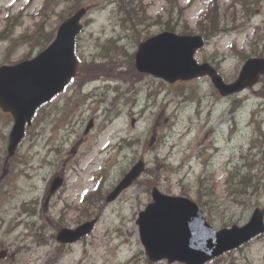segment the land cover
<instances>
[{
	"label": "rangeland",
	"instance_id": "obj_1",
	"mask_svg": "<svg viewBox=\"0 0 264 264\" xmlns=\"http://www.w3.org/2000/svg\"><path fill=\"white\" fill-rule=\"evenodd\" d=\"M74 1L81 4L77 10L85 8L80 63L98 61L113 75L93 83L83 74L42 107L40 128L9 164L12 121L0 109V264H146L137 218L152 201L154 185L199 202L216 229L246 223L264 207V77L237 95L222 96L208 76L175 83L150 74L137 79L132 62L140 42L163 30L205 33L211 0H132L145 12L136 26L121 13L119 0H0V32L17 18L0 41V63L44 50L47 44L26 37L42 27L41 36L52 38L75 11ZM241 1L217 0L228 30L209 37L196 54L216 64L228 81L247 58L264 56V0L256 1L250 16ZM124 73L132 78H122ZM138 160L148 169L108 202ZM61 169L65 184L46 203L52 174ZM244 174H254L253 186L234 194L228 179ZM94 219L93 230L79 241H58L54 221L76 228ZM205 264H264V234Z\"/></svg>",
	"mask_w": 264,
	"mask_h": 264
},
{
	"label": "water",
	"instance_id": "obj_2",
	"mask_svg": "<svg viewBox=\"0 0 264 264\" xmlns=\"http://www.w3.org/2000/svg\"><path fill=\"white\" fill-rule=\"evenodd\" d=\"M80 9L59 27L57 37L38 56L15 65L0 67V105L10 110L16 119L11 133L9 151L13 154L25 133L26 122L36 108L56 93L75 75L78 59L75 54L76 35L82 28ZM200 35H178L165 31L140 44L136 55L137 68L163 77L171 82L209 74L223 95L231 94L253 84L264 72V58H250L239 78L226 83L209 63H199L194 53L202 47ZM144 170L138 162L108 196L114 199ZM154 201L140 213L138 224L141 239L151 260L167 258L170 262L203 264L264 232V209L257 208L251 220L243 225L215 230L204 217L200 205L190 198L162 193L153 189ZM94 222L76 229L63 228L58 239L72 242L90 232Z\"/></svg>",
	"mask_w": 264,
	"mask_h": 264
},
{
	"label": "trees",
	"instance_id": "obj_3",
	"mask_svg": "<svg viewBox=\"0 0 264 264\" xmlns=\"http://www.w3.org/2000/svg\"><path fill=\"white\" fill-rule=\"evenodd\" d=\"M132 0H119V9L123 15H126V19L131 21L134 26L137 25V23L140 21V19H144L145 12L139 11L131 2ZM213 3V13L209 17L208 23L204 25V28L206 30V35L210 36L211 34H214L219 31L228 30L227 22H225V17L222 16L218 10V2L217 0H212ZM257 0H244L241 1V5L244 11V14L247 16H250L253 14V10L255 7ZM171 4L174 2V0H170ZM175 8L179 7L178 2L176 1ZM78 6H81V4L78 1H74L72 4V8L76 10ZM169 24V22H168ZM11 21L8 23L5 30L0 32V40L5 39L8 36L9 30L11 29ZM170 27V26H169ZM168 27V28H169ZM172 27L171 29H173ZM43 28L38 27L37 31L31 36L26 37V39H30L31 42H40V45L46 44L51 41L52 38L49 37H43L41 36V32ZM17 39L13 40V44ZM89 66H86L83 68L82 73L86 74L88 76L96 77L99 76L101 73H106L107 69L105 66L101 63H93L88 64ZM125 77H128L126 75ZM250 171V170H249ZM248 171V172H249ZM231 176V175H230ZM255 179L254 174L247 176V175H241L239 177L231 176L228 179L229 188L231 191L235 194H246L250 187L253 186V181Z\"/></svg>",
	"mask_w": 264,
	"mask_h": 264
}]
</instances>
